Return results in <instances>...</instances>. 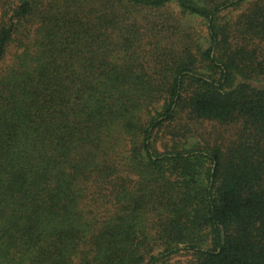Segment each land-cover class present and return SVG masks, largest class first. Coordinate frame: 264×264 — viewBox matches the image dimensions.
<instances>
[{
    "label": "trees",
    "instance_id": "trees-1",
    "mask_svg": "<svg viewBox=\"0 0 264 264\" xmlns=\"http://www.w3.org/2000/svg\"><path fill=\"white\" fill-rule=\"evenodd\" d=\"M0 264H264V0H0Z\"/></svg>",
    "mask_w": 264,
    "mask_h": 264
},
{
    "label": "rangeland",
    "instance_id": "rangeland-1",
    "mask_svg": "<svg viewBox=\"0 0 264 264\" xmlns=\"http://www.w3.org/2000/svg\"><path fill=\"white\" fill-rule=\"evenodd\" d=\"M185 117V116H184ZM184 119H182V122ZM180 124V123H179ZM191 127L194 130L193 132V139L190 141H194L197 143H205L206 141H213L217 137H221L224 135V130H227V128L222 127L218 125L215 122H198L195 121L191 123ZM168 137H162L161 140H159V143H162V141H165Z\"/></svg>",
    "mask_w": 264,
    "mask_h": 264
}]
</instances>
